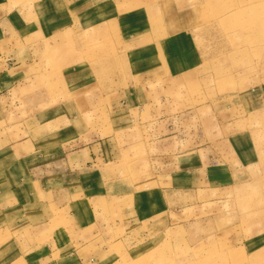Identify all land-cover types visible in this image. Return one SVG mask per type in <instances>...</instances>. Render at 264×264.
Listing matches in <instances>:
<instances>
[{
    "label": "rangeland",
    "instance_id": "obj_1",
    "mask_svg": "<svg viewBox=\"0 0 264 264\" xmlns=\"http://www.w3.org/2000/svg\"><path fill=\"white\" fill-rule=\"evenodd\" d=\"M187 2L159 0L157 11H180L201 65L150 92L131 127L114 124L110 97L129 72L114 33L92 34L95 29L45 40L28 76L9 91L13 125H29L40 118L37 111L74 107L100 142L94 166L123 210L147 192L154 202H139L141 215L165 209L169 225L151 238L150 249L119 253L110 264H264V110L244 108L250 93L253 106L264 100V0ZM198 145H207L212 163L234 177L164 190L156 159Z\"/></svg>",
    "mask_w": 264,
    "mask_h": 264
},
{
    "label": "crops",
    "instance_id": "obj_2",
    "mask_svg": "<svg viewBox=\"0 0 264 264\" xmlns=\"http://www.w3.org/2000/svg\"><path fill=\"white\" fill-rule=\"evenodd\" d=\"M158 6L159 0H0V264H110L119 253L150 249L151 238L168 227L164 208L139 213L142 201L154 202L151 192L123 210L94 166L100 142L74 107L37 111L41 120L29 125L7 119L9 91L28 76L45 40L98 29L92 34L114 33L123 48L128 78L110 98L115 128L131 127L150 92L202 62L180 11ZM254 98L250 93L244 103L247 112L264 110V100L253 106ZM207 148L164 151L155 161L163 189L232 179Z\"/></svg>",
    "mask_w": 264,
    "mask_h": 264
}]
</instances>
